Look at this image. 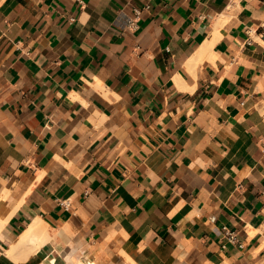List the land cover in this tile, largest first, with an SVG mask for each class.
<instances>
[{
    "label": "crops",
    "instance_id": "crops-1",
    "mask_svg": "<svg viewBox=\"0 0 264 264\" xmlns=\"http://www.w3.org/2000/svg\"><path fill=\"white\" fill-rule=\"evenodd\" d=\"M0 217V264H264V0H0Z\"/></svg>",
    "mask_w": 264,
    "mask_h": 264
},
{
    "label": "bare ground",
    "instance_id": "bare-ground-1",
    "mask_svg": "<svg viewBox=\"0 0 264 264\" xmlns=\"http://www.w3.org/2000/svg\"><path fill=\"white\" fill-rule=\"evenodd\" d=\"M6 219H2L0 217V237L2 236L1 231H2V227L5 224ZM44 231V230H43ZM42 231V227L40 225V221H34L32 224H30V226L23 232V234L20 236V239L18 241V243L13 244L11 246V248L8 250L9 253H13L14 251H16V249H18L21 246H24L25 244H34L36 245L37 242H41L40 240V235L43 234L41 232ZM85 264H93L92 260L89 259L87 260V262Z\"/></svg>",
    "mask_w": 264,
    "mask_h": 264
},
{
    "label": "built area",
    "instance_id": "built-area-1",
    "mask_svg": "<svg viewBox=\"0 0 264 264\" xmlns=\"http://www.w3.org/2000/svg\"><path fill=\"white\" fill-rule=\"evenodd\" d=\"M132 21L131 19H128L126 21V25H131ZM224 232L226 235H228V237L231 239V240H234L235 239V236L233 234V232L229 231L226 227H224Z\"/></svg>",
    "mask_w": 264,
    "mask_h": 264
}]
</instances>
